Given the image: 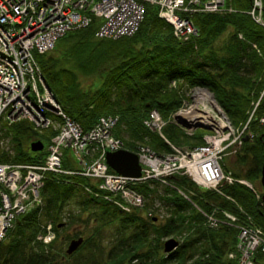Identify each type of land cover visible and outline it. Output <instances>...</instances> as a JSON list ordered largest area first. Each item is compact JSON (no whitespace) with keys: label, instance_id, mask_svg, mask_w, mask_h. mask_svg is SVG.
<instances>
[{"label":"trees","instance_id":"trees-1","mask_svg":"<svg viewBox=\"0 0 264 264\" xmlns=\"http://www.w3.org/2000/svg\"><path fill=\"white\" fill-rule=\"evenodd\" d=\"M253 4L254 0H227V7L234 11L195 14L199 35L180 42L171 24L159 16L158 8L147 3L145 19L133 36L98 37L100 22L94 18L88 26L58 40L54 49L63 40L59 56L48 52L36 57L45 84L84 130H90L102 115H118L114 134L122 138L125 149L135 152L139 143L158 153H170L173 146L204 144L211 130L197 128L188 134L173 120L184 95L170 84L183 80L188 87L209 89L232 124L253 134L236 151L232 168L225 170L255 188L240 182L224 183L219 192L201 188L185 174H176L170 178L172 184L165 186L164 200L172 213L163 220L164 214L155 209V216L145 215L147 209L123 210L89 182L90 178L50 173L40 190L42 202L22 214L7 234H13L9 241L0 244V264H188L192 260L194 264H239L228 257L236 250L237 228L206 226L200 209L216 212L219 217L223 216L220 210L240 218L250 216L264 231V194L256 188L263 185L264 124L259 119L264 115V95L255 118L248 123L264 90V25L249 13ZM262 14L264 19V0ZM154 109L166 121L163 136L144 124ZM0 131L12 150H2L0 145V161L17 163L43 161L55 135L52 129L36 131L28 120L2 123ZM38 140L45 148L32 151L31 144ZM67 162L66 158L64 167L70 168ZM161 184L152 180L135 187L149 199ZM85 186L93 192L82 193ZM78 195L82 197L79 213L66 211L67 204ZM75 221L92 226L71 255L64 247L58 248L55 240L45 244L37 238L47 222H52L59 233V224ZM178 236H183L180 245L165 253V239ZM255 264H264V252L258 251Z\"/></svg>","mask_w":264,"mask_h":264},{"label":"built area","instance_id":"built-area-1","mask_svg":"<svg viewBox=\"0 0 264 264\" xmlns=\"http://www.w3.org/2000/svg\"><path fill=\"white\" fill-rule=\"evenodd\" d=\"M147 3L158 8L159 16L171 24L173 35L180 42H189L199 35L193 20L195 14L233 10L227 7L226 0H0V125L28 120L38 132L55 130L43 161H0V244L19 217L31 211L36 202H42L40 190L50 173L95 180L98 190L106 192V198L125 211L145 205L137 184L155 180L170 185V178L176 174H185L201 188L219 192L224 183L248 184L235 178L223 165L229 147L241 141V134L223 112L213 109L215 114L205 117L201 113L204 104L196 106L198 90L207 88L188 87L183 80L170 84L179 88L184 99H193L192 103L185 101L187 105L174 113V121L177 123L175 116L189 111L185 119L211 127L210 134L204 137L205 143L186 148L173 146L170 153H158L147 144H139L136 153L142 176L133 178L113 171L106 161L108 151L125 149L122 138L114 134L119 116L102 115L90 130H84L46 86L37 54L52 51L60 38L88 26L94 18L100 22L98 37L131 36L145 19ZM255 3L257 10H261V1ZM144 124L163 136L166 121L158 110H152ZM185 129L188 134L195 130ZM0 144L12 152L9 139L0 140ZM67 150L76 160L74 169L64 167ZM85 188L93 192L90 186ZM200 210L212 228L222 224L237 228L236 250L228 254L229 258L237 259L239 264H255L258 251L264 252V231L253 224L250 216L240 218L220 210L223 216L219 217L216 212ZM147 214L156 215L153 210ZM45 227L38 239L48 244L56 235L52 223Z\"/></svg>","mask_w":264,"mask_h":264},{"label":"rangeland","instance_id":"rangeland-1","mask_svg":"<svg viewBox=\"0 0 264 264\" xmlns=\"http://www.w3.org/2000/svg\"><path fill=\"white\" fill-rule=\"evenodd\" d=\"M260 1H262V0H260ZM226 4H227V0H226ZM229 8V7H228ZM231 8V7H230ZM233 9V8H232ZM227 11H229V10H227ZM231 11H234V9L233 10H231ZM223 12V11H222ZM249 13L253 16V18L257 21V19L258 18H260V21H263L264 22V19H263V14H262V8H261V10L260 11H258L257 10V7H256V3H255V0H254V4H253V8H252V10H250L249 11ZM253 13H254V15H253ZM258 22V21H257ZM258 23H260V22H258ZM131 36H133V35H131ZM130 37V36H129ZM118 39V38H117ZM62 42H63V40L58 44V46L56 47V49H54V50H52V51H50L48 54L49 55H51V56H59V52H58V50L62 47ZM213 94V93H212ZM264 95V90L261 92V95H260V97H259V99H258V101H256L255 102V104H254V108H253V110L251 111V113H250V117H249V119H248V123H250L254 118H255V116H254V112H255V110H256V108L258 107V105H259V103H260V100H261V98H262V96ZM213 96H214V94H213ZM215 98V97H214ZM189 100V103H192V101H193V99H191L190 97L188 98L187 96H186V98L184 99V101H183V104H182V106H181V108H183V106L185 107L186 105H187V102H185V101H188ZM216 100V99H215ZM221 108V107H220ZM224 114L226 115V113L224 112ZM254 116V117H253ZM223 117V116H222ZM226 117L228 118V116L226 115ZM228 120L230 121V119L228 118ZM260 120V123L261 124H264V115L263 116H261V118L259 119ZM230 123H231V125H232V127L239 133V135L241 134V141H238V143L236 142V143H233V145L231 146V147H229V149H228V151H227V153L225 154V156H224V159H223V165H224V167H225V169H227L228 167H231V162H232V160L234 159V157H235V153H236V151L240 148V146H242V143H243V141L245 140V138H246V136L248 135V137H249V139H250V137H253V134L251 133V132H245V129L246 128H238V127H236L235 125H233L232 124V122L230 121ZM248 123H247V125L245 126V127H247L248 126ZM51 131V130H50ZM53 131H55V130H53ZM52 131V132H53ZM210 134V133H209ZM2 139H6V137H3L2 136V132L0 131V140H2ZM248 139V140H249ZM139 144H141V143H139ZM138 144V145H139ZM1 145V144H0ZM188 145H185V146H182V148H186ZM1 149L2 150H6V146H3V145H1ZM66 154V158L68 159V162H67V164H66V166L67 167H70V168H76L77 167V163H76V160H75V158H74V155H73V153L71 152V151H69V150H67L66 152H65ZM69 160L71 161V162H73L74 163V165L75 166H73V164H71V162H69ZM232 168V167H231ZM230 168V169H231ZM229 169V168H228ZM227 169V170H228ZM261 181V180H260ZM89 182H95V180H93V179H89ZM247 182V181H246ZM170 183H171V181H170ZM248 184L247 185H249V186H251L252 188H255L253 185H252V183H250V182H247ZM164 185H158V189H157V192L155 193V194H152L151 195V197L148 199V198H145V205L142 207V208H138V209H140V210H143V209H147V210H149V212H150V210H153V209H155V211H157V213H159L160 215H162V214H164V218H163V220H165L166 218H168L170 215H171V213H172V209H171V207L168 205V203L164 200L165 199V197L167 196L166 195V193H165V186L166 185H169V184H166V183H163ZM172 184V183H171ZM257 186V185H256ZM152 187H153V185H152ZM259 191H260V193H262V194H264V186L263 185H261V187L260 186H258V187H256ZM82 193H84V194H86V195H88L89 194V192H88V190H86V189H84L83 188V190H82ZM82 199V197H81V195H78V196H76V197H74L68 204H67V207H66V211H69V210H71V211H74V212H76V213H79V210H80V208H82V206L79 204V202H80V200ZM41 201H42V196H41ZM40 202H36L35 203V206L33 207V208H35L38 204H39ZM146 204H149L148 205V208H147V206H146ZM32 208V209H33ZM148 212V211H147ZM147 212L145 213V215L147 214ZM162 217V216H161ZM61 222H64V221H61ZM66 222H68V219L66 220ZM49 223H52V222H47V224H49ZM204 224L207 226H209V224H208V221L206 220V221H204ZM52 226H53V223H52ZM91 226H92V224L89 226V225H86L85 223H83V222H79V221H75V222H73V223H68L67 225H64V226H62V227H60V229H61V231L58 233L56 230H54V226H53V230H54V232H55V244H57V247L58 248H61V247H64V251H66V249H67V247H68V245H69V243H70V240L72 239V238H74V235L75 234H79L80 236H87V235H89V233H90V231H91ZM222 226V225H221ZM210 227V226H209ZM210 228H212V227H210ZM44 232V231H43ZM42 234V233H41ZM13 235V234H12ZM11 233L6 237V239L4 240V243H6V242H8L9 241V239L11 238ZM77 237V236H76ZM75 237V238H76ZM183 236H178V239L180 240H183V238H182ZM170 238V237H169ZM168 238H166L165 240H167ZM198 257H199V255H197L196 257H195V259L194 260H196V259H198ZM229 257V256H228ZM226 258V257H225ZM135 261H137V260H135ZM134 261V262H135ZM195 262L192 260V261H190L188 264H194Z\"/></svg>","mask_w":264,"mask_h":264},{"label":"water","instance_id":"water-1","mask_svg":"<svg viewBox=\"0 0 264 264\" xmlns=\"http://www.w3.org/2000/svg\"><path fill=\"white\" fill-rule=\"evenodd\" d=\"M175 119L177 123L184 128H192V129L204 128V129L211 130V127L206 124L193 123L179 115L175 116ZM248 139L249 137L247 135L245 140H248ZM44 148H45V143L41 140L34 141L31 144V150L35 152L41 151ZM106 161H107V164L110 166V168H112L114 171H116L119 174H122L128 177H133V178H138L142 176V166L140 163L139 156L135 151H132L129 149L108 151L106 154ZM262 183L264 186V169H263ZM263 200H264V195H263ZM61 226L62 224H59V227ZM83 242H84L83 236L72 239L66 249V253L68 255L73 254L83 244ZM179 245H180V240H178L175 237H170L165 241L164 251L165 253H171Z\"/></svg>","mask_w":264,"mask_h":264},{"label":"bare ground","instance_id":"bare-ground-1","mask_svg":"<svg viewBox=\"0 0 264 264\" xmlns=\"http://www.w3.org/2000/svg\"><path fill=\"white\" fill-rule=\"evenodd\" d=\"M262 3V1H261ZM260 11V10H258ZM260 24L264 25L263 21H260ZM198 102L196 103V106H199L200 104H204L203 108L201 109V113L203 116L205 117H209L211 116V114H215L214 110H216L217 112H219L220 114H222L223 110H221L219 104L217 103V101H215L213 94L207 90V89H199L198 90ZM214 109V110H213ZM224 113V112H223ZM190 115L189 111L186 112H182L181 116L183 118H188ZM181 126V125H180ZM184 128V127H183ZM185 129V128H184ZM110 167V166H109ZM112 169V168H111ZM113 170V169H112ZM114 171V170H113ZM92 184H95V182H93ZM45 231V230H44ZM43 233V232H42ZM41 234V233H40ZM39 234V235H40ZM38 235V236H39ZM38 238V237H37ZM39 240V239H38ZM41 241V240H40ZM43 242V241H42ZM44 243V242H43ZM51 243V242H50ZM48 243V244H50ZM46 244V243H45Z\"/></svg>","mask_w":264,"mask_h":264}]
</instances>
